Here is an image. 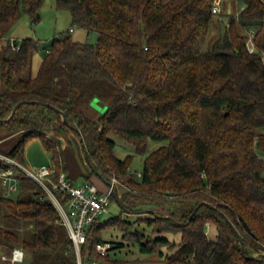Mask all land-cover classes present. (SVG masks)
<instances>
[{"label": "trees", "instance_id": "1", "mask_svg": "<svg viewBox=\"0 0 264 264\" xmlns=\"http://www.w3.org/2000/svg\"><path fill=\"white\" fill-rule=\"evenodd\" d=\"M56 1L97 43L68 32L48 48L26 38L13 50L12 27L23 13L36 23L45 0H0V140L11 139L0 153L25 164L26 143L39 138L59 173L62 147L76 144L90 168L86 181L95 173L127 186L116 198L123 211L157 208L143 219L155 237L123 215L92 226L82 264H129L97 251L111 230L161 264H264V0H237L214 39L213 0ZM96 99L106 105L102 115ZM113 137L142 156L141 177L131 171L133 155L115 156ZM27 181L16 200L0 197L8 223L0 224V246L22 249L24 264H77L54 205Z\"/></svg>", "mask_w": 264, "mask_h": 264}, {"label": "rangeland", "instance_id": "2", "mask_svg": "<svg viewBox=\"0 0 264 264\" xmlns=\"http://www.w3.org/2000/svg\"><path fill=\"white\" fill-rule=\"evenodd\" d=\"M225 3V4H224ZM237 0H223V13L220 16H215L213 25L211 26L210 39L217 38L218 33L220 32L219 27L223 26L222 21L224 23L227 22V16L234 14L237 11ZM73 30V31H71ZM71 32V37L74 41L82 42V43H90L95 44L98 40L97 33H91L88 35L87 31L84 29L72 26V18L71 14L68 10L60 9L57 6L56 0H45L41 10H40V18L34 23L31 17L23 13L21 18L14 24L12 27L9 36L18 41H21L26 38H33L35 40H39L42 42L45 48L50 46V43L55 37L63 36L66 33ZM6 45V41L3 40L0 43V50H2ZM207 48V46H205ZM43 58V52H39L35 55L33 61V70L34 72L38 71L40 62ZM97 100V99H96ZM95 107L98 106L99 114L102 115L106 112V105L96 104V101L93 102ZM116 143L115 148V156L124 159L127 155H133L131 161V171L135 173H141L144 166V159L142 156L134 153L133 147L126 143L124 140L118 137L112 138ZM11 139L7 138L6 140H0V150L8 149L11 147ZM155 144H152L154 147ZM62 167L65 168V172L68 177L76 184H82L86 180V175L89 174V165L83 155H81L76 144L63 146L62 150ZM24 161L25 165L31 168H39L42 165H54L52 154L47 152L39 138H33L29 140L24 147ZM91 180L97 185L101 190H105L106 184L105 182L97 175L92 174ZM113 178V177H112ZM26 185L29 187H33L35 183L31 180L26 182ZM127 186L120 184L117 191V198L120 197L123 193V190L126 189ZM21 191V186L18 185V189L16 192L11 194V199H17L18 195ZM157 208H145L143 211H154ZM147 214L150 213H136L131 214L123 211L120 206L118 200L113 198L111 200V204L109 206V213L103 215L100 218L99 224H103L107 222L111 218L116 216L123 215L126 220H138L142 221V224L136 225V228L139 232L144 231L146 234L151 237L157 236L151 231V228L145 229V223H143V219L147 217ZM0 224L2 226H8L7 221L0 214ZM144 229V230H143ZM207 234L210 235L211 226H208ZM103 236L109 242L114 241L118 244H122L121 248L114 249L109 251V256L112 260L119 261H127L129 264H161V260L157 253L153 255H142L139 252L138 246L135 244L133 240H129L128 238H123V234L118 231H104ZM170 239L171 242H179V236H174L171 234L164 235ZM113 246V245H112ZM162 250L165 253H169L166 247H162ZM0 253L9 254L10 250L5 249L0 246ZM2 264V263H0ZM24 264V263H22Z\"/></svg>", "mask_w": 264, "mask_h": 264}, {"label": "built area", "instance_id": "3", "mask_svg": "<svg viewBox=\"0 0 264 264\" xmlns=\"http://www.w3.org/2000/svg\"><path fill=\"white\" fill-rule=\"evenodd\" d=\"M212 13L218 16L223 13V0H213ZM9 43L13 50L19 48L20 41L10 38ZM247 46L249 52L255 51L252 36ZM0 161L6 165L0 170V197L10 198L24 178L37 184L57 210L60 222L66 227L75 248L77 264H82L81 246L90 236L91 227L99 224L100 218L109 213L111 196L120 185L119 181L113 177L105 183V190H101L91 181L85 180L82 184L76 185L66 172L57 173L55 165L31 168L2 153ZM137 175L141 177L142 174ZM111 247L109 242H105L98 244L96 249L102 255H106ZM24 259L25 252L20 248H14L9 254L0 253L2 264H22ZM89 264L98 263L92 261Z\"/></svg>", "mask_w": 264, "mask_h": 264}, {"label": "water", "instance_id": "4", "mask_svg": "<svg viewBox=\"0 0 264 264\" xmlns=\"http://www.w3.org/2000/svg\"><path fill=\"white\" fill-rule=\"evenodd\" d=\"M96 101V104H99V105H101V106H103L104 104L102 103V102H100L99 100H95ZM17 108V107H16ZM15 108V109H16ZM97 108H98V106H97ZM15 111V110H14ZM14 111L12 112V115H13V113H14ZM113 196L115 197V198H117L116 197V194L114 193L113 194ZM150 212H152V211H142L141 213H150ZM167 218H169L171 221H173V222H175V223H178L173 217H169V216H166ZM247 227V226H246ZM247 230H249V228L247 227ZM239 240H240V242H241V239L239 238ZM242 251L244 252V250L242 249Z\"/></svg>", "mask_w": 264, "mask_h": 264}, {"label": "bare ground", "instance_id": "5", "mask_svg": "<svg viewBox=\"0 0 264 264\" xmlns=\"http://www.w3.org/2000/svg\"><path fill=\"white\" fill-rule=\"evenodd\" d=\"M115 194H116V192H115ZM117 196V195H116Z\"/></svg>", "mask_w": 264, "mask_h": 264}, {"label": "crops", "instance_id": "6", "mask_svg": "<svg viewBox=\"0 0 264 264\" xmlns=\"http://www.w3.org/2000/svg\"><path fill=\"white\" fill-rule=\"evenodd\" d=\"M1 263V262H0Z\"/></svg>", "mask_w": 264, "mask_h": 264}]
</instances>
